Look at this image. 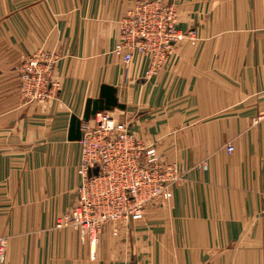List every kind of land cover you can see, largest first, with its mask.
<instances>
[{
	"label": "crops",
	"instance_id": "1",
	"mask_svg": "<svg viewBox=\"0 0 264 264\" xmlns=\"http://www.w3.org/2000/svg\"><path fill=\"white\" fill-rule=\"evenodd\" d=\"M137 0H0L1 264H264V0H159L191 38L160 70L113 52L118 22ZM56 56L61 82L46 103L20 98L18 64ZM112 115L174 163L172 197L141 220L108 223L94 247L55 227L76 201L79 141L71 114L101 84ZM233 150L228 151L227 147Z\"/></svg>",
	"mask_w": 264,
	"mask_h": 264
},
{
	"label": "built area",
	"instance_id": "2",
	"mask_svg": "<svg viewBox=\"0 0 264 264\" xmlns=\"http://www.w3.org/2000/svg\"><path fill=\"white\" fill-rule=\"evenodd\" d=\"M176 25L173 6L159 0H137L120 21L114 51L124 64H129L135 54L146 56L145 77L153 76L162 67L171 44L192 36ZM55 61L48 52H36L23 60L20 95L25 103L43 104L56 95L55 87L46 81ZM262 119L264 109L255 122ZM81 130L76 201L56 220L55 227L78 230L94 247L106 224L141 220L148 209L166 204L180 173L154 144L137 137L128 123L117 120L111 111H98L81 123ZM5 249L6 240L0 237V264Z\"/></svg>",
	"mask_w": 264,
	"mask_h": 264
},
{
	"label": "water",
	"instance_id": "3",
	"mask_svg": "<svg viewBox=\"0 0 264 264\" xmlns=\"http://www.w3.org/2000/svg\"><path fill=\"white\" fill-rule=\"evenodd\" d=\"M116 92L117 90L114 86L104 83L101 84L98 96L96 98L89 97L85 100L82 116L78 117L75 114H71L68 125V140L79 141L82 137L81 123L94 117L98 111L123 110L125 106L118 101ZM93 173H97V168L93 170Z\"/></svg>",
	"mask_w": 264,
	"mask_h": 264
},
{
	"label": "rangeland",
	"instance_id": "4",
	"mask_svg": "<svg viewBox=\"0 0 264 264\" xmlns=\"http://www.w3.org/2000/svg\"><path fill=\"white\" fill-rule=\"evenodd\" d=\"M127 13V12H126ZM125 13V14H126ZM124 14V15H125ZM123 17V16H122ZM122 19V18H121ZM121 19L119 20V22H118V25H119V27H120V21H121ZM118 27V28H119ZM118 42H119V33H118V39H117V41H116V43H115V45H114V48H113V52L115 53V47L117 46V44H118ZM34 54V53H33ZM48 54H51V53H48ZM116 54V53H115ZM32 54H30V55H28L29 57L31 56ZM28 56L27 57H25L23 60H26V58H28ZM54 56V55H53ZM55 58H56V56H54ZM23 60L18 64V67H17V72H18V76H19V82H20V88H21V84H22V79H21V70H22V62H23ZM56 62V61H55ZM55 62L53 63V65H52V67H51V69H50V71H49V73H48V77H47V79H46V81L47 82H49V83H51L52 84V87H55V89L57 90L56 91V93H58V91H59V89H60V86H61V82L58 80V79H55V78H53L52 77V71H53V66L55 65ZM20 98L22 99V95H20ZM22 101L24 102V99H22ZM37 104H39V103H37Z\"/></svg>",
	"mask_w": 264,
	"mask_h": 264
}]
</instances>
